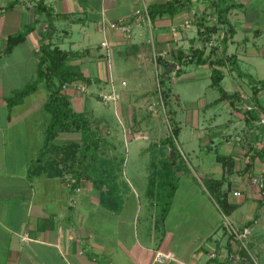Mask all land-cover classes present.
Segmentation results:
<instances>
[{
  "label": "crops",
  "instance_id": "1",
  "mask_svg": "<svg viewBox=\"0 0 264 264\" xmlns=\"http://www.w3.org/2000/svg\"><path fill=\"white\" fill-rule=\"evenodd\" d=\"M36 1L0 0V264H256L253 253L264 263V180L261 187L252 180L256 176L264 179V127L258 124V115L264 112V86L254 93L252 84L264 82V0L230 1L238 4L227 13L234 35L224 42L227 27L221 25L207 43L205 55L214 49L215 57L226 62L220 68L227 96L219 89V94L211 91L204 100L199 99L205 118L189 100L186 105L192 103L191 107L188 105L180 117L181 95L171 88L173 110L181 127L178 150L185 125L189 122L194 129L183 144H191L190 163L202 179V185L195 186L196 196L208 213L207 220L196 226L189 225L190 217L179 206L181 178L194 176L181 152L177 189L167 216L160 219L158 178L165 172L167 157H176L164 144L171 134L170 125V133L158 140L165 147L160 151L163 168L145 171V179L138 177L143 169L120 170L114 165L116 147L110 146L104 157L113 159V165L102 166L98 161L92 167L93 174L114 176L101 186L85 178L77 182L82 155L76 151L74 159L70 148L82 143L79 132H62L46 147L51 114L45 108L50 94L45 82L12 108L8 98L36 79L42 34L50 30L45 41L75 52L78 57L72 62L91 80L85 82L88 93L74 86L62 89L73 108L88 114L93 101L104 107L114 102L126 115L132 132L138 133L139 113L150 104L141 83L147 78L146 68L151 71L153 66L160 77L165 63L169 68L173 64L171 82L204 81L218 89L212 85L208 64H181L178 59L179 52L190 54L193 47L202 46L199 30L203 25L217 22L212 0H181L185 3L173 12L149 15L150 19L146 8L171 0H48L45 4L51 19ZM121 20L132 24L130 39L109 26ZM28 25L34 29L25 40L4 52L8 36ZM104 40L114 50L111 59L101 46ZM120 70L135 75L131 87L125 77L118 81ZM113 88L119 98L106 104L102 95ZM159 90L162 98V87ZM248 104L256 106L255 118L245 110ZM98 127L110 144H116L107 121L102 119ZM146 153L155 164V154ZM220 199L235 208L225 212ZM234 214L236 222H231L228 218ZM220 215L228 224L221 222ZM258 225L261 234L256 232ZM231 228L251 231L238 239ZM156 250L172 251L175 259L156 262Z\"/></svg>",
  "mask_w": 264,
  "mask_h": 264
},
{
  "label": "trees",
  "instance_id": "2",
  "mask_svg": "<svg viewBox=\"0 0 264 264\" xmlns=\"http://www.w3.org/2000/svg\"><path fill=\"white\" fill-rule=\"evenodd\" d=\"M45 1L46 0H37L36 6L43 11L46 10L49 19H51V12L45 4ZM230 1L232 0L211 1V5L217 9V22L212 25H203L199 30V39L203 43L201 47H193L190 54L179 52L178 55V59L181 64H208L212 70V85L220 89L225 96L227 95L225 94L224 88L221 84L224 73L220 67L224 66L226 62L222 58L215 57L214 49L211 50L209 55H205V52L207 43L212 40L213 34L218 32L221 25L227 27L223 37L224 42H227L229 37H232L235 33V30L227 17V13L238 4ZM184 3L185 2L181 0H171L158 5L149 6L147 11L150 17H155L161 12H173L174 9H177ZM12 5L13 4L11 3L9 6ZM32 29H34V26L28 25L19 32L9 35L4 52L8 53L12 51L17 44L25 40L26 34ZM50 33L51 31L49 30L42 34L43 43L40 47L41 53L36 79L9 97L8 105L12 108L13 105L21 102L24 97L34 92L38 88L39 83L45 82L50 91L45 108L51 114V120L46 128V147L48 148L62 132H79L82 136V143H73L74 147L70 148V150L74 151V159L76 158V151L81 152L82 155L79 158L78 163L81 170L79 169L80 174L78 175L79 178L77 179V182L80 178H85L104 186L109 182V179L114 176H109L104 173L93 174L92 167L94 164L98 165V161L102 163V166L113 165V160H109L107 156L104 157L111 145L105 138H103L102 135L99 134L97 131L98 129L94 128L93 122L88 114L76 111L72 106L70 96L62 91L65 84H70L76 80H82L89 84L91 80L83 74L78 64L72 62L73 59L78 57L75 52L65 51L60 49L58 46H53L51 40L48 42L45 41L50 36ZM232 64H234L238 73L242 74L236 61H232ZM165 66L166 69L162 74L163 80H160V84L165 87L162 89L161 93L164 104L167 106V104L171 101V72H169V66L167 63H165ZM177 73L181 74V70L178 69ZM260 83L261 84L257 81H252L254 93H257L258 90L264 86V82ZM259 85L261 86L259 87ZM168 112V118L171 123V134L166 138L164 143L165 145H168L172 151H174L176 157L172 155L167 157L164 162L165 172H163L162 176H160V180H158L161 221L165 219L170 209L172 199L177 189V171L181 166L177 163V159L180 157V154L176 145V139L180 134L181 127L176 121L175 111L173 109H169ZM251 116L255 118L257 116V112H252ZM101 154L103 157L100 158ZM220 203L222 209L227 213L235 208V206H231L225 200L223 202L220 199Z\"/></svg>",
  "mask_w": 264,
  "mask_h": 264
},
{
  "label": "rangeland",
  "instance_id": "3",
  "mask_svg": "<svg viewBox=\"0 0 264 264\" xmlns=\"http://www.w3.org/2000/svg\"><path fill=\"white\" fill-rule=\"evenodd\" d=\"M118 68V63L116 62V69ZM144 73H146V80L142 78L141 83L142 85V90H145L144 93L146 99H149L148 105H146L145 108L139 113V120L138 123L140 124L141 128L138 130V133L132 132L130 129V123H128V120L126 119V115L124 112L118 108L115 107L114 102L110 104L109 107H104V105L99 102V101H93L91 104V107L93 110H90L88 112V116L91 118V120H96L97 123L93 124L95 129H98V125L100 121L103 119L108 122L112 133L115 135V141H112L116 144H110L111 147L115 146V150L117 152L114 165L119 168L120 170L127 168H140L143 169L144 171L141 172L140 174L143 173L141 176L140 174L138 177H143L144 179L146 178V173L150 169L156 170V168L161 169L163 168L162 164H160V161L162 158L160 155V151H164L165 147L167 149V146L162 147V143H160L161 137H165L168 133H170V128L169 125L171 126L170 120L168 119V123L166 121V113L165 110L167 111V114L169 115V109H174V103L171 98V101L169 104H167L166 108L163 105V100L161 98L160 90L161 84L159 83V80H163V75L161 74L160 77H157V74L155 72L154 67L152 66L151 71L146 68L144 70ZM120 75V76H119ZM117 76L119 77V82L122 81V78L125 77L129 81V87L133 84L134 77L135 75L129 71H121L120 74ZM117 77V78H118ZM117 81V80H116ZM171 88H173L174 92H178L181 95V105L182 107L179 110V116H183L186 114L188 111V105L192 103H189L186 105V101H194L196 105V108L194 109L196 112H200L201 117L205 118L204 116V109L200 107L199 104V99L200 101L204 100L205 97H208L211 91H214L215 93L219 94V89H216L214 87H208L206 85V82L204 81H193V82H171L170 83ZM165 87L163 86L162 89ZM140 92V90H136L135 93ZM149 92V93H147ZM173 103V104H172ZM156 105V107L154 106ZM153 107V108H152ZM88 109H91L90 106ZM176 118V117H175ZM132 123V122H131ZM185 130L181 133L179 137V143H180V151L182 156L184 157L185 161L189 164L191 168V173L192 176L190 179L189 177L187 178H181V187H180V195H179V206L180 209L183 210L188 217H190V223L189 225L196 226L199 223H203L206 221L205 215H207V210L205 208V205H203L197 198L196 192L197 188L195 187L197 185H202V179L198 177L196 174H194L193 170V165L190 163L191 158L190 155L188 154V147L191 146L188 144H183L184 140L187 138L193 136L194 134V129L192 128V125L188 124L185 125ZM128 130V131H127ZM100 135L105 138L104 134H101L100 128L97 130ZM131 131V132H129ZM127 135L129 137H127ZM132 136V137H130ZM157 136V140L154 138ZM117 137V138H116ZM194 143V141L192 142ZM154 144V145H153ZM165 144V143H164ZM178 145V143H177ZM152 147V149L150 148ZM150 148V149H149ZM146 152H152L155 154L156 159L153 158V161H156L155 164H151V155ZM158 152V154H157ZM186 153V154H185ZM153 154V157H154ZM163 162V161H162ZM146 171V172H145ZM135 172V171H133ZM163 172V171H161ZM157 175V173L155 174ZM154 177L156 178L157 176ZM133 177L132 175H130ZM159 176V180H160ZM144 186L147 184V180H144ZM144 188V187H143ZM142 214H146V212H143ZM220 220L221 222L224 221V223H227V220L220 215ZM228 220L231 222H236V215H231L229 216ZM263 220H264V213H263ZM171 220V224H172ZM256 232L258 234L262 233V230H260V225H258ZM229 233V232H228ZM262 237V236H261ZM260 240H263V237ZM239 245H242L241 242H239ZM243 247V246H242ZM244 249V248H243ZM253 253V251H251ZM253 256L255 257V263L256 264H264L262 259L259 256H256L253 253Z\"/></svg>",
  "mask_w": 264,
  "mask_h": 264
},
{
  "label": "built area",
  "instance_id": "4",
  "mask_svg": "<svg viewBox=\"0 0 264 264\" xmlns=\"http://www.w3.org/2000/svg\"><path fill=\"white\" fill-rule=\"evenodd\" d=\"M47 1L48 0H46L45 2L48 3ZM146 12H147V15H146L147 18L150 19L147 8L145 9V13ZM109 26L115 30L122 32L127 39H130L132 36L133 27H132V24H130L129 22L122 21V20L118 21V22H110ZM101 46L106 48L107 56L109 59H111V57L114 54V50H113L110 42L108 40H104V41H102ZM125 83L126 82H123V84H125ZM68 86H74V87L78 88L83 93L89 92L88 85L84 81H81V82L74 81L70 84H65L63 86V88L66 89ZM102 98H103V101L107 104L111 101L118 100L119 95L116 93V91L113 88L111 93L103 94ZM243 98H246V96H244ZM245 110L249 113L255 112L256 106H254L253 104H248L245 106ZM258 117H259L258 118V124L260 126L264 127V112L259 113ZM252 180H253L254 184L259 185L260 187L263 186V179L261 178V176L253 177ZM234 194L240 195V192L235 191ZM250 231H251L250 228H244L242 231L239 229H236V228H231V232L238 239H242V238L246 237L250 233ZM213 256H215V255H213ZM173 259H175V254L172 251L156 250V252H155V261L156 262L164 263V262H167V261L173 260Z\"/></svg>",
  "mask_w": 264,
  "mask_h": 264
},
{
  "label": "water",
  "instance_id": "5",
  "mask_svg": "<svg viewBox=\"0 0 264 264\" xmlns=\"http://www.w3.org/2000/svg\"><path fill=\"white\" fill-rule=\"evenodd\" d=\"M174 67H176V66L171 64L169 70L171 71Z\"/></svg>",
  "mask_w": 264,
  "mask_h": 264
}]
</instances>
